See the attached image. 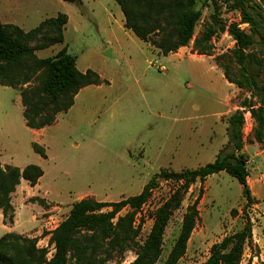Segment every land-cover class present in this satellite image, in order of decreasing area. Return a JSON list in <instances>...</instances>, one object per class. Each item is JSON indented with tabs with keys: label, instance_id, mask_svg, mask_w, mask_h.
I'll list each match as a JSON object with an SVG mask.
<instances>
[{
	"label": "rangeland",
	"instance_id": "rangeland-1",
	"mask_svg": "<svg viewBox=\"0 0 264 264\" xmlns=\"http://www.w3.org/2000/svg\"><path fill=\"white\" fill-rule=\"evenodd\" d=\"M215 2L216 12L210 5L203 9L190 43L164 56L150 42L147 45L122 28L121 11L114 0H0V11L9 4L24 31L57 13L65 14L68 22L63 42L37 51L36 56L50 58L66 48L76 59L79 71L91 70L104 79L99 86L81 89L74 105L39 133L25 126L19 89L0 86L1 161L21 169L37 165L44 172L39 187L33 190L34 196L29 195L28 187L22 194L14 192L23 232L17 235L37 238L36 247L47 251L46 262L54 253L48 243L49 232L68 216L75 202L84 198L119 202L139 194L161 170L181 172L212 163L226 147L227 119L241 113L242 125L244 116L252 125L243 127L241 153L255 204L246 206L240 185L224 172L196 182L170 218L156 264L164 263L178 236L186 207L200 190L199 220L186 253L177 264H203L211 246L241 231L246 219L252 225V241L244 248L241 264H264V148L255 140L257 120L253 115V111L264 108V40L251 34L241 10L230 8L223 0ZM245 6L254 8V13H264L262 0H245ZM212 15L219 25L213 24ZM227 21L240 26L252 38L246 53L251 58L248 71L258 74L255 91L238 89L223 77L219 65L229 67L233 77L238 70L232 64L235 41L226 34ZM259 22L263 33L264 20ZM220 26L224 31H220ZM210 28L215 32L205 41L203 36ZM197 39L201 40L198 47L194 43ZM157 40V35L150 37V41ZM107 51L109 54L104 55ZM33 143L45 150L46 159L33 151ZM176 187L172 181L158 180L157 188L136 214L134 226L140 227L135 243L144 242L154 212ZM34 197H45L44 204L33 202ZM49 197L57 198L58 203ZM54 205L56 209H52ZM1 224L4 225L3 219L0 238L7 234ZM137 250V245L130 244L121 256L114 254L103 264H130Z\"/></svg>",
	"mask_w": 264,
	"mask_h": 264
},
{
	"label": "trees",
	"instance_id": "trees-1",
	"mask_svg": "<svg viewBox=\"0 0 264 264\" xmlns=\"http://www.w3.org/2000/svg\"><path fill=\"white\" fill-rule=\"evenodd\" d=\"M114 1L124 17V27L140 41L150 42L164 56L176 53L190 43L204 8L210 5L215 12L217 10L215 0ZM223 1L230 8L241 10L243 21L251 26V34L264 40V30L263 33L259 31V20H264L263 12L254 13V8L246 9L245 0ZM212 20L213 24L219 25L215 15H212ZM67 22L68 17L59 13L28 32L0 22V86L19 89L25 126L31 130L52 125L58 114L67 112L73 106L81 89L103 83L100 76L91 70L79 72L75 58L67 53L66 48L50 58L39 59L35 55V51L63 42ZM219 29L224 31L223 26ZM214 32L210 28L203 36L205 41ZM227 33L235 41L231 59L238 70L233 77L230 76L229 67L219 65L223 69V77L238 89L255 91L258 74L248 71L251 58L246 53L253 43L252 38L234 25L227 29ZM153 35L158 36L157 41H150ZM194 43L198 47L201 40L197 39ZM217 60L219 61L218 58ZM253 115L257 120L254 137L264 148V108L253 111ZM242 123L241 113L227 119L226 147L216 155L212 163L181 172L161 170L153 175L139 194L123 198L119 202H96L87 198L75 202L68 216L49 232L48 243L54 249L49 262H46V249L36 247L37 238L5 234L0 238V264H103L111 260L114 254L121 256L130 244L138 247L136 258L130 264H156L161 255L164 231L170 218L180 207L189 188L196 182L202 183L207 177L224 172L236 179L240 185L246 206L250 207L255 201L250 194L246 160L241 153ZM32 148L42 159L47 158L45 150L38 144L33 143ZM42 176L43 170L37 165L20 169L0 164V210L4 225L13 224L11 195L17 186L25 181L34 187ZM158 180L172 181L177 187L154 212L150 232L139 245L135 243L140 227L134 226L136 214L148 201L151 192L157 188ZM201 191L192 204L186 207L178 236L163 264H177L185 255L188 240L199 220ZM32 201L44 204L39 198H33ZM104 209L109 210L103 212ZM123 210L128 211L120 215ZM251 228L250 220L246 219L241 231L225 236L219 243L211 246L209 257L203 264H241L244 248L251 245Z\"/></svg>",
	"mask_w": 264,
	"mask_h": 264
},
{
	"label": "crops",
	"instance_id": "crops-1",
	"mask_svg": "<svg viewBox=\"0 0 264 264\" xmlns=\"http://www.w3.org/2000/svg\"><path fill=\"white\" fill-rule=\"evenodd\" d=\"M13 12H14V10H11V8H10V6H9V4H7L5 7H4V10H2V11H0V22L2 23V24H9V25H14V26H16V27H18V28H20L21 30H23L24 31V29H23V27H21V21H19V18H17V17H15V15H13ZM59 13H57L56 14V16L58 15ZM55 16V17H56ZM120 25L122 26V28L125 30V31H127L128 33H130L131 35H134L130 30H128V29H126L125 27H124V17H123V15H122V13H120ZM52 18H54V17H52ZM49 19V18H48ZM44 20H46V19H44ZM43 20V21H44ZM42 22V21H41ZM41 22H39V24L41 23ZM38 24V25H39ZM37 25V26H38ZM67 25V24H66ZM36 26V27H37ZM34 29V28H33ZM32 30V29H31ZM24 32H28V31H24ZM135 36V35H134ZM145 43V42H144ZM145 44H147V45H149L148 43H145ZM58 45V44H57ZM154 48V47H153ZM184 48V47H183ZM183 48H180L178 51H180V50H182ZM48 49V48H47ZM45 50V49H44ZM156 50H158V49H156ZM38 51H40V50H38ZM159 51V50H158ZM177 51V52H178ZM36 52L37 51H35V55H36ZM68 53V52H67ZM159 53H161L160 51H159ZM170 54H172V53H170ZM191 57H193L192 55H190ZM75 65H76V68H77V64H76V59H75ZM78 70V69H77ZM79 71V70H78ZM79 72H81V73H84L85 71H79ZM101 78V77H100ZM101 80L104 82V79H102L101 78ZM231 85V84H230ZM78 95V94H77ZM76 95V96H77ZM75 100V99H74ZM74 105V104H73ZM23 112V111H22ZM57 117V116H56ZM46 128V127H45ZM44 129V128H43ZM43 129H40V130H34V132L35 133H39V132H41V131H43ZM0 164L2 165V166H4V165H8V164H6V163H4L3 161H1V159H0ZM8 166H11V165H8ZM21 169V168H20ZM23 169V168H22ZM43 176H44V172H43ZM43 176L39 179V181H38V183H37V185H35L34 187H31L30 185H27V182H25V181H21V183L19 184V186H17V188H16V191H15V193H20V194H22L23 193V191H25L26 189H27V187H28V189H30V191L31 192H29V195L31 196H34L35 194H34V191L33 190H37V188L39 187V184H40V182H41V180L43 179ZM247 181H248V186H250L251 185V183H250V179H249V176H248V178H247ZM24 183H25V185H24ZM24 185V186H23ZM250 187H252V186H250ZM15 193H13L12 195H11V205H12V207H13V210H14V214H15V216H14V220H13V224L12 225H9V226H5V225H2V228L4 229V231H5V233H11V232H15L16 234H21L22 235V233L23 232H21L20 231V228H19V224H20V221L21 220H19V218H18V214H17V208H16V206H15V204H14V201H13V196H14V194ZM28 194V193H27ZM252 195H253V198H254V195L255 194H253L252 193ZM206 197V194H204V196H203V199ZM35 198V197H34ZM37 198V197H36ZM50 199H48V200H50L51 202H54V203H58V199L57 198H55V199H53V198H51V197H49ZM39 199H41V200H43V199H45V197H41V198H39ZM47 201V200H46ZM47 204L49 203V202H46ZM24 206V205H23ZM57 207L54 205L53 207H52V209H56ZM19 210H20V208H19ZM2 219H3V217H2V214H1V211H0V220L2 221ZM26 220V218L25 217H23V219H22V221L24 222ZM25 225V227H26V223L24 224Z\"/></svg>",
	"mask_w": 264,
	"mask_h": 264
},
{
	"label": "built area",
	"instance_id": "built-area-1",
	"mask_svg": "<svg viewBox=\"0 0 264 264\" xmlns=\"http://www.w3.org/2000/svg\"><path fill=\"white\" fill-rule=\"evenodd\" d=\"M236 26V28L238 29V30H240V31H242L241 29H239L240 28V26H238V25H235V24H233L231 21H227L226 22V34H227V29L230 27V26ZM246 115L250 118V112L249 111H247V113H246ZM252 122H253V119H252ZM247 126V127H252V125H251V122L249 121L248 122V120L245 118V116H244V125H242V129H241V133H243V127L244 126ZM245 131V130H244ZM245 133V132H244ZM241 136H242V134H241Z\"/></svg>",
	"mask_w": 264,
	"mask_h": 264
},
{
	"label": "water",
	"instance_id": "water-1",
	"mask_svg": "<svg viewBox=\"0 0 264 264\" xmlns=\"http://www.w3.org/2000/svg\"><path fill=\"white\" fill-rule=\"evenodd\" d=\"M73 0H63V2H72ZM109 51H107L104 55H108ZM262 159L264 160V152L261 154Z\"/></svg>",
	"mask_w": 264,
	"mask_h": 264
}]
</instances>
